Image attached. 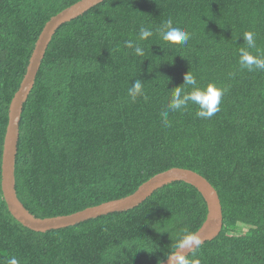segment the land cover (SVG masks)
<instances>
[{
	"label": "trees",
	"instance_id": "trees-1",
	"mask_svg": "<svg viewBox=\"0 0 264 264\" xmlns=\"http://www.w3.org/2000/svg\"><path fill=\"white\" fill-rule=\"evenodd\" d=\"M80 1L0 0V264L11 257L19 264H161L185 230L196 233L206 219L205 202L189 185L172 183L133 210L45 234L21 226L3 200L10 103L45 24ZM169 18L191 34L187 45L160 39L157 29ZM141 26L153 36L139 41ZM247 31L264 53V0H106L62 25L22 109L19 202L36 218L64 217L126 198L160 173L188 170L217 193L222 229L187 259L264 264V71L239 65ZM130 39L143 56L124 47ZM187 72L202 88L226 90L220 111L200 118L190 104L169 112L166 128L160 114ZM136 79L143 95L132 102Z\"/></svg>",
	"mask_w": 264,
	"mask_h": 264
},
{
	"label": "water",
	"instance_id": "water-1",
	"mask_svg": "<svg viewBox=\"0 0 264 264\" xmlns=\"http://www.w3.org/2000/svg\"><path fill=\"white\" fill-rule=\"evenodd\" d=\"M106 0H81L73 6L52 17L44 26L35 45L26 68L25 76L15 93L8 110V124L3 140L1 162V191L9 214L24 228L45 234L73 227L77 224L114 213H123L135 209L151 195L172 183H184L197 190L205 202L207 215L200 229L195 233L201 240L199 246L214 240L222 229V209L217 193L212 186L198 174L182 169H171L160 173L141 185L132 195L85 209L81 212L56 218L39 219L31 215L19 202L15 190V159L19 140V123L22 109L33 89L35 79L46 50L56 31L64 24L82 16L90 9ZM198 246V247H199ZM193 249L184 248L180 254L187 257ZM161 264H170L168 259Z\"/></svg>",
	"mask_w": 264,
	"mask_h": 264
},
{
	"label": "clouds",
	"instance_id": "clouds-1",
	"mask_svg": "<svg viewBox=\"0 0 264 264\" xmlns=\"http://www.w3.org/2000/svg\"><path fill=\"white\" fill-rule=\"evenodd\" d=\"M159 37L162 41L173 45H187L191 39V34L178 25L173 24V20L169 18L157 29ZM153 30L149 27L141 26L138 33V40L144 41L153 36ZM246 47H240L238 49L239 65L241 69H247L248 71L260 70L264 71V53H259L256 43V34L251 31H247L242 36ZM124 47L132 49L136 56H143L144 49L139 43H135L133 40H127L124 42ZM257 49V54L253 55L250 50ZM183 86V87H181ZM190 87V91L185 89ZM226 90L218 87L214 83H209L205 87L197 85V81L194 75L187 72L184 75V83L179 87L174 88L171 100L167 105V109L161 112V119L164 127H171L169 120V112L183 111L188 108L190 104L196 105L198 110L196 115L200 118H210L218 111H220V104L222 102V96ZM143 95V81L136 79L128 89V96L132 102H135L138 96ZM201 243L200 238L195 234L185 230L184 235L181 237V241L178 245V249L184 248L193 249V246L198 247ZM170 264H200L198 259H187L184 255L177 251L174 254H170L167 257ZM7 264H19L16 257H11L7 260Z\"/></svg>",
	"mask_w": 264,
	"mask_h": 264
}]
</instances>
